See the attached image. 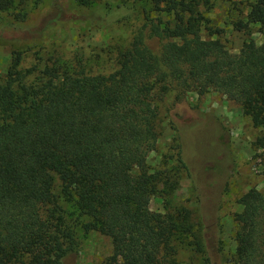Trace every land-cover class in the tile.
Returning <instances> with one entry per match:
<instances>
[{
	"label": "trees",
	"instance_id": "obj_1",
	"mask_svg": "<svg viewBox=\"0 0 264 264\" xmlns=\"http://www.w3.org/2000/svg\"><path fill=\"white\" fill-rule=\"evenodd\" d=\"M28 1L0 0V11ZM149 2L166 16L146 24L163 41L158 54L140 33L107 74L58 58L24 67L14 52L0 75V264H63L76 250L78 228L110 238L111 264H178L191 235L201 250L188 208L148 206L160 183L169 193L189 173L181 136L164 157L168 169L148 174L141 189L132 174L156 148L158 101L173 82L237 103L260 129L264 162V41L250 38L232 53L213 37L201 9L209 0ZM246 18L234 21L237 30L258 25L264 35V0L251 2ZM237 202L234 260L264 264V194L250 188Z\"/></svg>",
	"mask_w": 264,
	"mask_h": 264
},
{
	"label": "rangeland",
	"instance_id": "obj_2",
	"mask_svg": "<svg viewBox=\"0 0 264 264\" xmlns=\"http://www.w3.org/2000/svg\"><path fill=\"white\" fill-rule=\"evenodd\" d=\"M254 0H209L201 6L209 18L213 37L238 52L245 40L264 41L258 25L237 30L234 21L243 19ZM24 17H22V14ZM166 20L149 0H101L81 5L77 0H30L23 7L0 11V75H4L14 52L21 53L22 65L58 58L74 67L80 62L91 73L118 68L120 51L137 34L154 54L162 40L149 33V20ZM203 36L207 30H203ZM159 119L156 148L132 172L136 186L143 188L147 175L167 169L164 157L172 153L174 136H181L183 157L189 173H182L169 193L151 196L149 208L167 212L176 207L191 211L192 235L178 248V264H237L234 260V213L241 210L237 199L250 188L264 194V162L256 140L260 129L250 118L217 90L199 95L173 82L158 101ZM76 250L63 264H111L112 243L97 231L76 232Z\"/></svg>",
	"mask_w": 264,
	"mask_h": 264
}]
</instances>
